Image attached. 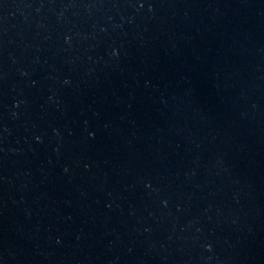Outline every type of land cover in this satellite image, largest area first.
<instances>
[{
	"label": "water",
	"instance_id": "water-1",
	"mask_svg": "<svg viewBox=\"0 0 264 264\" xmlns=\"http://www.w3.org/2000/svg\"><path fill=\"white\" fill-rule=\"evenodd\" d=\"M0 264H264V0H0Z\"/></svg>",
	"mask_w": 264,
	"mask_h": 264
}]
</instances>
